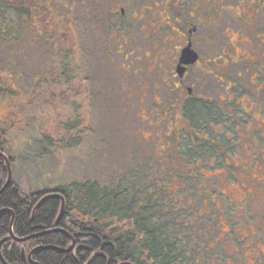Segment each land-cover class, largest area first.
Here are the masks:
<instances>
[{"label":"rangeland","instance_id":"1","mask_svg":"<svg viewBox=\"0 0 264 264\" xmlns=\"http://www.w3.org/2000/svg\"><path fill=\"white\" fill-rule=\"evenodd\" d=\"M154 1L139 15L126 0H55L47 33L10 19L19 39L0 45V86L9 90L0 96V120L15 124L10 180L34 193L84 181L130 188L147 176L145 190L183 200L197 221L191 234L201 235L199 252L211 248L201 262L264 264V0H218L217 26L200 25L192 38L206 65L189 70L186 86L191 97L220 106L228 132L217 129L228 147L217 146L216 161L206 163L185 158L194 131L181 113L187 94L161 82L170 76L175 44L168 40L178 25L165 1ZM65 25L69 43L61 41ZM61 48L75 62L69 84L53 64ZM75 114L84 119L78 145L43 156L34 140H59Z\"/></svg>","mask_w":264,"mask_h":264},{"label":"trees","instance_id":"2","mask_svg":"<svg viewBox=\"0 0 264 264\" xmlns=\"http://www.w3.org/2000/svg\"><path fill=\"white\" fill-rule=\"evenodd\" d=\"M54 2L55 0H0V45L5 44V41L15 44L19 39L15 33L12 35L10 32V19H15L17 26L22 24V20L28 19L31 25H40L47 33L50 27L47 21ZM68 30L69 27L62 33V42L69 43ZM5 35L7 37H3ZM48 40L50 39L47 38ZM51 44L46 49L53 53L55 47ZM62 49L64 48L55 55L52 54L53 58L56 57L53 64L59 72L57 79L69 84L73 81V55L70 50ZM49 65L52 63L49 62ZM8 95L9 90L0 86V96ZM200 103L192 102L185 111L181 107L183 119L192 123L196 134L198 131L205 134L195 135L200 140L193 136L187 140L186 146H200L194 152L190 151L191 154L186 151V157H189L187 160L190 162H215L218 154L215 147L217 141H220L219 146L222 147L227 141L225 143L221 136L211 133L209 125L213 122L208 113L213 112V106ZM216 113L217 118L224 122L223 114L218 110ZM83 125L84 119L75 114L74 118L61 125L63 132L56 135L59 140L43 134L34 142L45 147L40 151L43 156L53 153L54 149H72L78 145L85 132ZM14 128L11 116L0 120V151L8 157L11 164L9 149ZM186 146L183 150H186ZM7 178V168L0 157V190ZM146 179L147 176L141 177L139 184L131 185L130 188L128 185L107 187L97 181H84L34 193L25 192L11 180L10 185L0 194V210L10 209L13 212L12 232L15 237L24 238L32 235L37 226H48L57 210V200L51 197L31 216L32 201L49 193L64 197L61 227L72 235L76 247L73 252L66 254L52 250L38 252L33 258L41 264H117L123 261L132 264H209L201 262V258L207 256L211 248L206 253L199 252L197 245H200L201 235L198 231L195 233L197 221H191L183 200L178 201L172 197H163L159 192L145 190L143 183ZM11 219L8 212L0 214V241H6L0 245V259L5 264H22L19 248H23L26 258L34 244L57 245L54 241L57 235L36 238L30 245L25 244L26 247L24 244H16L19 242L12 240L9 235ZM191 230H195L193 234Z\"/></svg>","mask_w":264,"mask_h":264},{"label":"flooded vegetation","instance_id":"3","mask_svg":"<svg viewBox=\"0 0 264 264\" xmlns=\"http://www.w3.org/2000/svg\"><path fill=\"white\" fill-rule=\"evenodd\" d=\"M128 1H130L131 4L133 3L136 6V8H137L136 10H139V12H138L139 15L144 13V12H141L140 10L146 8L147 7L146 5L149 2H157L154 0H126V2H128ZM162 1H165L168 14L175 17L174 24L176 23L175 25H178V28H177L178 34L173 39L170 38L168 40V41H173L175 44L173 47V52L169 55L170 58L172 57L173 61H172V64L170 65V76L167 77L166 79L164 78L165 80H161V82L164 83L168 88L169 87L178 88V90L180 92H184V90L186 91L187 95L183 99V102H182V111L183 110L185 111V109H187L188 106L192 102L198 101V102H201L200 104H202V105H212L209 100H206L207 102H205V100L191 97V92L190 93L188 92V89H191V87L186 86L185 77L192 67H199V69L201 71L205 72V65L206 64H204V66L201 65V57L194 50V48L192 46V43H193L192 38H193L194 34L197 32V27L200 25L205 26V27L206 26L209 27L210 25L217 26V22L220 21V19H221V13H220L221 7L217 3L218 0H204L203 2H202V0H173V1L172 0H162ZM126 2L124 3L125 5H126ZM130 2H128V3H130ZM123 10L124 9L121 8V18L124 17V11ZM186 11H187V15H184V12L186 13ZM133 16H135V17H133ZM130 17L134 20H140V18H141L140 16L137 17L136 12H133ZM191 20H193V22ZM122 24H124V23L122 22ZM122 24H121V29L123 30V32H126L127 31L126 26H123ZM141 28H142V26L140 27V31H141ZM125 35H126V33L123 36L124 39H121V40H123L124 46H129L127 44V40H126ZM204 40H207V39L204 38ZM162 42H163L162 46H166V42H167L166 38L162 39ZM188 45H190L191 49L197 54V57H198L197 62L193 65H190V66H182L181 65V67L184 68V73L181 77H179V75L177 73V69L179 67L181 52ZM121 50H122V47H121ZM162 51H164V50H162ZM161 54H162V52L158 54L159 60H161V57H160ZM218 107H220V106L214 105L213 110H212L213 112H210V114L208 113L209 119L213 122V123H210L209 128L212 131L211 133H213L216 136H218L217 129H219L221 125H222V127H224L226 129L225 123L222 122V120H220L219 118H217L218 114L216 113V111L217 110L220 111V109H218ZM193 129L194 128H192V130ZM192 132H193V134L188 133V139L193 136V137H196L195 139L200 140L199 137H197L195 135H197L198 133H199L198 135L204 134L201 131H198L197 134H196L195 130ZM224 135H225V137L227 136V131L224 132ZM219 143H220V141H217L215 147L219 146L220 145ZM199 146L200 145L189 144L186 147V151L188 153L190 151L194 152L195 151L194 149L199 147ZM220 147H222V145ZM186 159H189V157H186ZM51 197H54L57 200V210H56V213H55L54 217L52 218L51 222L49 223V225L48 226H42V225L37 226L36 231L32 235L24 237V238H28L26 241H22V242H19L16 244L30 245L32 240H34L36 238L43 237V236H49V235H57L56 239L54 240V241H56L55 243H57V245H53V244H48V245L38 244V245H36V244H34L30 248V250L28 251L26 258H25V253H24L23 248H19V255L22 258L21 259L22 264H41V263L36 262V260L33 258V256L36 253L41 252V251L52 250V251L57 252V253L66 254L69 252H73L75 247H76L75 246L76 245L75 240L72 237V235L67 230H65L64 228L61 227V220H62L63 210H64V204H63L64 197L62 195L56 194V193H49V194L42 196L41 198H39L37 200L32 201L31 216H33L34 213L36 212V210L41 205H43L45 202H47ZM5 210H10V209H5ZM58 216H60V217L58 218ZM5 242H3V243H5ZM26 245H25V247H26ZM51 248H53V249H51ZM29 256H31V258ZM1 262H2V264H5L2 260H1Z\"/></svg>","mask_w":264,"mask_h":264},{"label":"water","instance_id":"4","mask_svg":"<svg viewBox=\"0 0 264 264\" xmlns=\"http://www.w3.org/2000/svg\"><path fill=\"white\" fill-rule=\"evenodd\" d=\"M197 54L191 49L190 45H188L187 47H185L182 52H181V56H180V62H179V67L177 69V73L179 75V77H181L184 73V68L181 67L182 66H190V65H193L197 62ZM188 92L190 93L191 92V89H188ZM0 157L4 160V163H5V166L7 168V172H8V178H7V181H6V184L4 185L3 189L0 191V194L8 187V185L10 184L11 182V168H10V161L8 160V158L4 155L3 152L0 151ZM9 212L11 215H12V219H11V223H10V230H9V234L11 236V238L17 242H21V241H26L28 238H22V239H19V238H16L13 236L12 234V223H13V212L11 210H1L0 211V214L3 213V212ZM60 216H58L59 218ZM4 240L0 241V245L1 243L3 242ZM117 264H132L130 262H127V261H123V262H120V263H117Z\"/></svg>","mask_w":264,"mask_h":264},{"label":"bare ground","instance_id":"5","mask_svg":"<svg viewBox=\"0 0 264 264\" xmlns=\"http://www.w3.org/2000/svg\"><path fill=\"white\" fill-rule=\"evenodd\" d=\"M5 184H6V183H5ZM3 187H4V186H3ZM2 189H3V188H2ZM2 189H1V190H2ZM1 190H0V191H1ZM2 210H5V209H2ZM0 211H1V210H0ZM5 212H7V211H5ZM3 213H4V212H3ZM1 214H2V213H1ZM9 230H10V226H9ZM12 234H13V233H12ZM9 235H10V234H9ZM13 236H14V235H13ZM10 237H11V236H10ZM14 237H15V236H14ZM16 238H17V237H16ZM19 239H22V238H19ZM16 242H17V241H16ZM21 242H22V241H21ZM29 257H30V256H29Z\"/></svg>","mask_w":264,"mask_h":264}]
</instances>
